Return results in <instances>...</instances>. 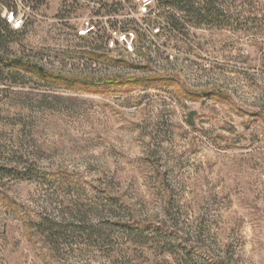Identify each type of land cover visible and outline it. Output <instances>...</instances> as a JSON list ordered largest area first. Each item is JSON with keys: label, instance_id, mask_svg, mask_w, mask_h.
<instances>
[{"label": "rangeland", "instance_id": "rangeland-1", "mask_svg": "<svg viewBox=\"0 0 264 264\" xmlns=\"http://www.w3.org/2000/svg\"><path fill=\"white\" fill-rule=\"evenodd\" d=\"M213 1L177 7L173 62L0 31L3 59L80 82L0 66V264H264V0Z\"/></svg>", "mask_w": 264, "mask_h": 264}, {"label": "built area", "instance_id": "built-area-1", "mask_svg": "<svg viewBox=\"0 0 264 264\" xmlns=\"http://www.w3.org/2000/svg\"><path fill=\"white\" fill-rule=\"evenodd\" d=\"M52 0H0V20L20 32L32 23L62 28L65 57H107L105 65L118 60L146 59L157 62L177 58L168 53L177 45V6L168 9L159 0H58L57 11L47 16L38 8ZM163 56V57H162ZM93 68L101 61L82 59ZM90 65L87 68L91 67Z\"/></svg>", "mask_w": 264, "mask_h": 264}, {"label": "trees", "instance_id": "trees-1", "mask_svg": "<svg viewBox=\"0 0 264 264\" xmlns=\"http://www.w3.org/2000/svg\"><path fill=\"white\" fill-rule=\"evenodd\" d=\"M202 1L203 5L200 4V2ZM175 5L182 11H184L186 14H192L194 15L196 18H198L199 20H208L212 17V11L214 8V1L213 0H176L175 1ZM0 31L3 32V34L8 33L11 34L12 32L14 33V31H11L8 29L7 25H5L1 20H0ZM5 42V36L4 35H0V46L3 45V43ZM21 66L23 67L25 70L29 71L30 73L34 74L35 76H37L39 79L43 80V81H51L53 83L55 82H59L60 84H62V86H67L69 87L71 83L72 86L75 83H80L79 81H68L65 78H60L57 76H53V75H49L46 72H44L40 67H38L35 64H31L29 62H22L21 60H5L3 59V57H0V66H3L4 68H14V66ZM50 79V80H49ZM129 80H125V81H121V84L124 83H128ZM109 83H113V82H104V83H84L86 84V86L92 85V86H101L104 84H109ZM51 223V221H48ZM130 229V228H128ZM130 230H134V229H130ZM137 230V229H136ZM54 228L51 227V229H49V232L47 231L46 234L47 236H50L54 233ZM139 232V230H137Z\"/></svg>", "mask_w": 264, "mask_h": 264}]
</instances>
